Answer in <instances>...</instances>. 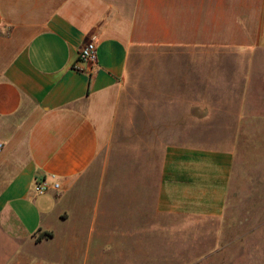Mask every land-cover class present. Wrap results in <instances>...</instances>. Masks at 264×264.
I'll return each mask as SVG.
<instances>
[{"label": "crops", "instance_id": "crops-1", "mask_svg": "<svg viewBox=\"0 0 264 264\" xmlns=\"http://www.w3.org/2000/svg\"><path fill=\"white\" fill-rule=\"evenodd\" d=\"M93 37L97 62L79 61ZM142 48L202 59L170 100L180 109L150 121L148 136L234 139L264 121V0H0V264L124 260L126 234L139 253L155 249L158 217L223 228L236 160L225 144H168L151 201L109 215L101 195L91 211L90 176ZM36 180L49 191L36 193Z\"/></svg>", "mask_w": 264, "mask_h": 264}, {"label": "rangeland", "instance_id": "rangeland-1", "mask_svg": "<svg viewBox=\"0 0 264 264\" xmlns=\"http://www.w3.org/2000/svg\"><path fill=\"white\" fill-rule=\"evenodd\" d=\"M195 52L196 49L142 48L132 53L120 120L90 176L94 182L87 189L92 200L91 211L96 209L101 195V209L109 215L138 212L141 197L151 201L158 191L166 145L181 141L208 146L225 144L234 150L236 160L223 228L218 222L158 217L156 247L140 252V262L242 264L260 261L264 256V121L257 120L251 125L254 129L234 139L180 140L150 137L143 132L148 130L150 121L152 126L159 127L160 120L170 119L172 111L180 109L172 107L170 100L175 98V93L180 94L182 79L196 81V69L202 59H197ZM124 241V260L111 259L109 264H139L138 241L135 239L133 243L131 234L124 235Z\"/></svg>", "mask_w": 264, "mask_h": 264}, {"label": "built area", "instance_id": "built-area-1", "mask_svg": "<svg viewBox=\"0 0 264 264\" xmlns=\"http://www.w3.org/2000/svg\"><path fill=\"white\" fill-rule=\"evenodd\" d=\"M97 43L95 37L90 39L84 46L81 47L79 51V61L84 62H97ZM3 145L0 144V153L2 152ZM50 186L43 180H36L34 184V190L38 194H44L48 192ZM54 190L60 189V184L55 183L53 184Z\"/></svg>", "mask_w": 264, "mask_h": 264}, {"label": "trees", "instance_id": "trees-1", "mask_svg": "<svg viewBox=\"0 0 264 264\" xmlns=\"http://www.w3.org/2000/svg\"><path fill=\"white\" fill-rule=\"evenodd\" d=\"M45 236H47V237H52V234L51 233H49V234H45ZM39 239H41V238H38V240Z\"/></svg>", "mask_w": 264, "mask_h": 264}]
</instances>
